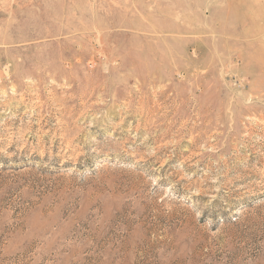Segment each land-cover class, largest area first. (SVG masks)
<instances>
[{
  "label": "rangeland",
  "instance_id": "obj_1",
  "mask_svg": "<svg viewBox=\"0 0 264 264\" xmlns=\"http://www.w3.org/2000/svg\"><path fill=\"white\" fill-rule=\"evenodd\" d=\"M0 264H264V0H0Z\"/></svg>",
  "mask_w": 264,
  "mask_h": 264
}]
</instances>
